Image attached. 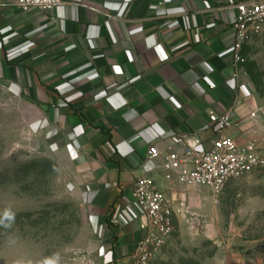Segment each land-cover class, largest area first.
Segmentation results:
<instances>
[{"label": "crops", "instance_id": "1", "mask_svg": "<svg viewBox=\"0 0 264 264\" xmlns=\"http://www.w3.org/2000/svg\"><path fill=\"white\" fill-rule=\"evenodd\" d=\"M240 1L65 0L23 10L17 0H0V85L35 110L37 133L75 190L96 195L86 208L108 250L104 264H135L144 233L133 191L147 174L188 205L175 218L176 233L183 246H198L187 238L188 217L210 204V188L169 176L162 157L148 158L151 146L183 152L172 138L184 135L211 149L210 115L229 113L225 134L239 145L256 140L264 153V105L232 50ZM202 264L247 263L216 253Z\"/></svg>", "mask_w": 264, "mask_h": 264}, {"label": "rangeland", "instance_id": "2", "mask_svg": "<svg viewBox=\"0 0 264 264\" xmlns=\"http://www.w3.org/2000/svg\"><path fill=\"white\" fill-rule=\"evenodd\" d=\"M243 54L264 105V36L247 43ZM35 122V110L0 85V216H14L0 219V264H104L108 250L98 242L84 197ZM239 181L219 196L210 189V204L189 215L187 238L198 246H183L176 233L159 264H202L216 253L264 264V171Z\"/></svg>", "mask_w": 264, "mask_h": 264}, {"label": "built area", "instance_id": "3", "mask_svg": "<svg viewBox=\"0 0 264 264\" xmlns=\"http://www.w3.org/2000/svg\"><path fill=\"white\" fill-rule=\"evenodd\" d=\"M65 0H17L23 10H51ZM160 5H164L163 2ZM238 15L233 23L235 43L233 53L238 68L245 65L244 48L256 37L264 36V0H242L237 4ZM238 76V73L237 75ZM255 116V113L252 114ZM211 125L216 138L211 149L200 143H187L186 136L175 135L172 140L184 146L183 152L169 148L162 154L156 147L148 151L150 160L163 158L162 168L169 176H175L187 187H208L219 196L232 180H241L254 170L264 171V153L259 151L256 140L239 145L234 138L225 134L232 125L229 113L211 114ZM134 200L140 210V229L144 235L137 243L132 255L135 264H152L157 260L168 242L176 233L175 218L187 212L188 205L176 203L161 191L153 177L143 175L134 186ZM96 195L85 194L86 204L92 203Z\"/></svg>", "mask_w": 264, "mask_h": 264}, {"label": "trees", "instance_id": "4", "mask_svg": "<svg viewBox=\"0 0 264 264\" xmlns=\"http://www.w3.org/2000/svg\"><path fill=\"white\" fill-rule=\"evenodd\" d=\"M12 218H14V216H0L1 220H9V219H12Z\"/></svg>", "mask_w": 264, "mask_h": 264}]
</instances>
